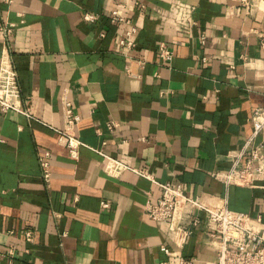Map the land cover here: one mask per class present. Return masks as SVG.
<instances>
[{
    "label": "crops",
    "instance_id": "0c3cea01",
    "mask_svg": "<svg viewBox=\"0 0 264 264\" xmlns=\"http://www.w3.org/2000/svg\"><path fill=\"white\" fill-rule=\"evenodd\" d=\"M249 2L245 11L238 0H140L142 11H125L136 28L128 56L112 0H0V20L14 25L9 48L0 35V87L17 108H0V264L214 262L197 211L190 233L147 217L159 184L225 199L264 226V180L247 188L213 176L233 166L251 112L264 107V0ZM59 131L80 142L76 157Z\"/></svg>",
    "mask_w": 264,
    "mask_h": 264
},
{
    "label": "built area",
    "instance_id": "2783aa9c",
    "mask_svg": "<svg viewBox=\"0 0 264 264\" xmlns=\"http://www.w3.org/2000/svg\"><path fill=\"white\" fill-rule=\"evenodd\" d=\"M10 2V0H7ZM241 7L248 11L251 4L249 0H238ZM131 8L143 10L140 0H112L110 20L114 23L125 25L120 33L118 45L126 50L130 56L134 51L136 28L132 19L125 11ZM91 15H85V20H91ZM14 31V25L0 20V35L9 48V39ZM262 45L264 43L262 42ZM158 54L163 62H169L172 52L161 42L158 45ZM142 66V61H137ZM0 108L2 111L17 110L5 97L3 87H0ZM30 117L27 111H22ZM64 114L68 126H73L78 120L71 103H64ZM251 133L247 136L242 147L233 154V166L226 172L215 173L213 176L224 185L253 188L257 182L264 180V143L259 137H264V107H256L250 115ZM58 142L64 145L72 158L76 157V149L80 145L78 139L67 131L58 132ZM245 158V165L239 167V159ZM41 178L46 184L50 180L48 153L39 158ZM138 175L150 178L145 169L134 171ZM160 196L155 203L145 206L147 217L154 222H166L174 233H190L200 228V219L193 216L197 211L207 221V233L215 252V261L206 264H264V226L259 218L251 219L248 215L231 211L225 199L214 197L210 194H201L191 197L183 193L180 185L172 186L169 183L159 184ZM102 206L106 207V203ZM25 239H31V233L24 234ZM167 257L170 251L165 246H160ZM7 255H13L12 249ZM159 264H171L165 259ZM176 264H193L192 259L180 257Z\"/></svg>",
    "mask_w": 264,
    "mask_h": 264
}]
</instances>
